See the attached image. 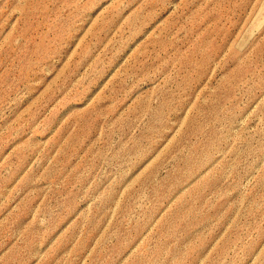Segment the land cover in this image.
Returning a JSON list of instances; mask_svg holds the SVG:
<instances>
[{
  "label": "rangeland",
  "instance_id": "obj_1",
  "mask_svg": "<svg viewBox=\"0 0 264 264\" xmlns=\"http://www.w3.org/2000/svg\"><path fill=\"white\" fill-rule=\"evenodd\" d=\"M0 264H264V0H0Z\"/></svg>",
  "mask_w": 264,
  "mask_h": 264
}]
</instances>
